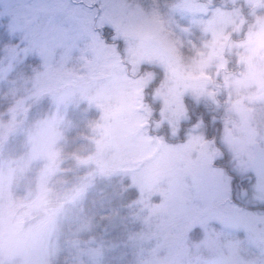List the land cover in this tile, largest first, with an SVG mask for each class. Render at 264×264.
Segmentation results:
<instances>
[{"label": "rangeland", "instance_id": "obj_1", "mask_svg": "<svg viewBox=\"0 0 264 264\" xmlns=\"http://www.w3.org/2000/svg\"><path fill=\"white\" fill-rule=\"evenodd\" d=\"M186 115L263 142L264 0H0V264H264V183Z\"/></svg>", "mask_w": 264, "mask_h": 264}, {"label": "flooded vegetation", "instance_id": "obj_2", "mask_svg": "<svg viewBox=\"0 0 264 264\" xmlns=\"http://www.w3.org/2000/svg\"><path fill=\"white\" fill-rule=\"evenodd\" d=\"M244 111H245L244 109H240V108L238 109V112H239V114L241 116H244V115H242V114H244ZM240 115H238V116H240ZM230 117H231L232 121L233 120L238 121V119H239V117L234 116V115H186L185 117H180L178 119V129H177V131L179 130V133H178V136L177 137L179 139H182L183 138V133L181 132V129L186 124H190V123L194 122V126L195 127L198 126V124H199V126H202V124H203L204 127L202 126V128H203V132L205 134V137L206 138H212V143L214 144V146L216 148L219 149V151H218L219 155L218 156H215L213 159H211L212 161L210 160L213 164H215V165H217V164H221V165L224 164V165H226L227 171L233 174L232 175V179H231L233 181L235 179V177L237 176V173L235 172V169H233V167L230 165V163L233 162V159H235V158H237V156H239L238 159L241 158L242 162L244 161V163L249 166L248 168L246 167L248 169V171L252 175L258 176V175H256L253 172V170L251 168L250 158L254 154V146H255L254 145V141L258 145L262 146V148L264 149V139H262L263 140V142H262V141L254 138V139L251 140V143L250 144H246V149L247 150L248 149L251 150V152H249V155H247V154H245V155L238 154L237 155V153H233L232 154L231 153L232 152V146L229 145V144L226 145V143L223 142L220 139L221 131L223 129L222 122L224 121V119H225V121L227 119H230ZM197 118H198V120L200 119L198 123H197V120H196ZM249 121L250 120L247 117V118L244 119V121L242 122V124L248 125L250 123ZM226 124H228L227 121H226ZM171 138H173V137H171ZM238 138L239 137H237L236 135L232 137V139H233L232 140L233 141L232 144L233 145H235L236 143H238V140H239ZM258 177L264 183V180L260 176H258ZM237 180L240 182V178L237 179ZM232 185L233 184H230V191H232V189H233V186ZM239 192H242V190H239Z\"/></svg>", "mask_w": 264, "mask_h": 264}, {"label": "water", "instance_id": "obj_3", "mask_svg": "<svg viewBox=\"0 0 264 264\" xmlns=\"http://www.w3.org/2000/svg\"><path fill=\"white\" fill-rule=\"evenodd\" d=\"M254 154L250 158L253 172L264 180V149L254 141Z\"/></svg>", "mask_w": 264, "mask_h": 264}]
</instances>
